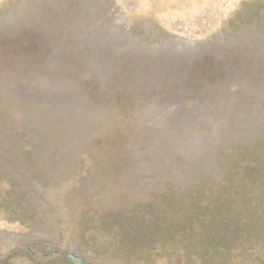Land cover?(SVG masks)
Masks as SVG:
<instances>
[{
  "label": "rangeland",
  "instance_id": "rangeland-1",
  "mask_svg": "<svg viewBox=\"0 0 264 264\" xmlns=\"http://www.w3.org/2000/svg\"><path fill=\"white\" fill-rule=\"evenodd\" d=\"M260 6L264 0H0V62L24 73L0 81V264H78L70 254L89 264H264L260 210L239 228L231 219L203 224L195 217H205L206 198L223 197L178 186L161 156L123 157L118 142L94 141L97 133L74 138L94 107L124 108L112 103L148 95L160 80L165 89L152 95L168 102L180 71L186 93L216 94L211 86L234 72L222 59L251 56L255 46L263 52ZM258 27L241 39L242 51L221 47ZM105 48L116 55L97 53ZM169 58L180 67L168 68ZM53 65L74 66L70 79L55 80ZM75 107L86 116L60 115ZM24 123L46 140L28 147Z\"/></svg>",
  "mask_w": 264,
  "mask_h": 264
},
{
  "label": "trees",
  "instance_id": "trees-1",
  "mask_svg": "<svg viewBox=\"0 0 264 264\" xmlns=\"http://www.w3.org/2000/svg\"><path fill=\"white\" fill-rule=\"evenodd\" d=\"M261 8L264 9V6ZM260 27L252 28V30L256 32ZM258 33L250 32L247 35V33L237 31V38L233 41L227 38L225 41L228 43H222L221 47L226 45L229 51L235 49L242 51L245 46L243 45L244 40L240 42L241 39L254 38ZM261 37L264 38V31ZM258 47L251 48L253 55L234 57L227 65L224 59L220 61L227 67L233 64L231 69L234 72L229 71L230 75L232 74L230 81L227 78V81L224 79L223 82L219 84L216 82L211 86L217 89L216 94H209L210 90L206 92L209 94L207 96L186 93L184 90L186 88L185 74L183 73L182 76L180 71L177 86L180 90L183 89L181 94H177L180 90L173 91L172 99L168 102L155 97L152 95L155 90L158 94L161 89H165L163 87L165 84H161V80H158L159 83L156 82L154 90L148 95L128 94L118 102H115L116 98H112L108 103L112 101L115 102L112 104H118L124 108L104 111L101 107H94L91 112L87 113L86 130L79 128L74 132V138L78 137L75 142H84L94 138L97 133L98 139H93L94 141L112 144L118 142L123 157L129 156L141 160L152 155L163 157L168 162L166 172L180 178L178 186L197 194L216 193L219 198L223 197V200L215 199L216 201L212 203H208L207 200L210 198H206L205 217H195L203 224L231 219L234 228H239V225H242L240 223L256 217L251 213L253 210L256 212L260 210L262 213H257V215L262 214V219H264V134L258 133V128L261 126L264 130V91H262L264 79H261L263 75L261 73H264V46H260L263 52L257 51ZM34 50L36 55L38 49ZM39 51L42 52L43 49ZM45 53L48 52H42L44 56H46ZM50 53L52 56V51ZM83 64L85 68H88L94 63L85 62ZM46 65L49 64H41L39 67L44 68ZM176 65L180 67L179 63L169 58L168 68L175 69ZM5 66L0 62V81L7 80L8 78H4L3 75L7 76L6 74L11 72H21L24 75L22 66L19 64ZM53 67L52 77L58 81L70 79L64 75L71 69L74 70V66L66 68L53 65ZM164 71L162 70L161 73ZM251 71L258 72L260 75L245 80V76ZM39 72L45 73V71ZM35 73L31 71L30 75H37ZM227 89L230 92L233 90L242 92L240 94L230 93ZM98 100L102 101L100 98ZM180 107L182 111L179 110ZM61 110L60 115L70 112L78 117H83L87 111L83 108L77 109V107L71 111ZM176 110L179 112L174 114ZM100 121L102 124H99ZM179 125L181 129L177 130ZM23 126L30 128V126L34 127L35 123L29 125L24 123ZM89 131L92 133L90 134ZM23 136L26 141L30 140L27 143L34 140H46L42 132L33 128H30V131ZM147 138H151L149 144L145 142ZM32 144L30 143L28 147ZM217 202L223 205L217 207ZM229 208H233L231 215L226 214Z\"/></svg>",
  "mask_w": 264,
  "mask_h": 264
},
{
  "label": "water",
  "instance_id": "water-1",
  "mask_svg": "<svg viewBox=\"0 0 264 264\" xmlns=\"http://www.w3.org/2000/svg\"><path fill=\"white\" fill-rule=\"evenodd\" d=\"M112 52H110V51H108L106 48H105V50H97V53H99V55H105V56H109V54L110 53H112L111 54V56H109V57H112V56H115L116 54V52L114 51V50H111ZM81 259H80V257H77L76 258V260H75V262H78V261H80ZM82 264H89V263H82Z\"/></svg>",
  "mask_w": 264,
  "mask_h": 264
},
{
  "label": "flooded vegetation",
  "instance_id": "flooded-vegetation-1",
  "mask_svg": "<svg viewBox=\"0 0 264 264\" xmlns=\"http://www.w3.org/2000/svg\"><path fill=\"white\" fill-rule=\"evenodd\" d=\"M70 257L71 258H74V260H76V258L77 257H75V254H70ZM81 259V258H80ZM76 263H78V264H82V263H87V262H85V261H83L82 259L80 260V261H78V262H76Z\"/></svg>",
  "mask_w": 264,
  "mask_h": 264
}]
</instances>
